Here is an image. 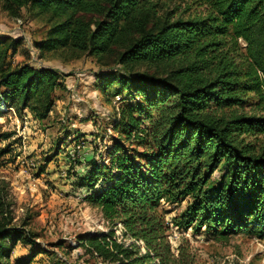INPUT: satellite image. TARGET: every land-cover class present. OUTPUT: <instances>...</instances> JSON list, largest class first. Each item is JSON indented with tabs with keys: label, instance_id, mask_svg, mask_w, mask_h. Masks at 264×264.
I'll list each match as a JSON object with an SVG mask.
<instances>
[{
	"label": "trees",
	"instance_id": "trees-1",
	"mask_svg": "<svg viewBox=\"0 0 264 264\" xmlns=\"http://www.w3.org/2000/svg\"><path fill=\"white\" fill-rule=\"evenodd\" d=\"M161 5L0 0L10 16L28 6L54 21L38 49L113 52L125 74L117 80L131 97L117 107L116 135L105 160L92 161L81 180L91 189L88 202L145 251L117 242L111 229L79 235L78 244L105 264H180L164 239L160 200H188L177 221L183 227H204L221 239L241 232L264 240V151L246 140L264 133V0H185L178 15L179 5L159 13ZM17 42L0 37V101L43 119L60 74L25 63L5 66ZM137 64L155 70L134 71ZM2 198L0 189V264H10L13 247L31 244L33 233L24 220L12 223Z\"/></svg>",
	"mask_w": 264,
	"mask_h": 264
},
{
	"label": "rangeland",
	"instance_id": "rangeland-1",
	"mask_svg": "<svg viewBox=\"0 0 264 264\" xmlns=\"http://www.w3.org/2000/svg\"><path fill=\"white\" fill-rule=\"evenodd\" d=\"M184 1L160 0L159 13L179 5L178 15ZM193 11L191 7L183 17ZM53 23L49 15L37 14L28 6L18 16L0 8V37L6 43L18 41L13 53L7 50L3 64L8 68L24 63L50 67L60 74L51 109L43 119L27 109L18 113L0 101V135H8L0 138L2 199L11 211L12 223L24 220L25 229L33 233L31 244L16 243L9 262L105 264L78 244V237L110 229L117 242L134 243L143 253L141 241L130 238L118 221L104 219L88 202L85 197L91 189L81 180L92 161L105 160L104 151L116 135L111 124L117 107L131 97L117 80L125 74L113 52L96 56L87 51L38 49L37 43ZM237 42L244 45L241 39ZM133 70L152 72L155 68L137 64ZM103 83L107 84L98 89ZM243 111L249 112L247 108ZM246 140L264 151V133ZM187 201L160 200L157 208L165 226L164 239L180 264H264V240L241 232L221 239L204 227L177 224Z\"/></svg>",
	"mask_w": 264,
	"mask_h": 264
}]
</instances>
